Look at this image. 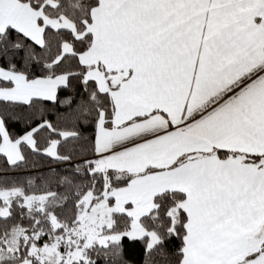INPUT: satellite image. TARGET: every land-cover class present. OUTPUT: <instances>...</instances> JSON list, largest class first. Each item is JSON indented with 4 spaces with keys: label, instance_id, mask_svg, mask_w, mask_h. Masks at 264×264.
<instances>
[{
    "label": "snow or ice",
    "instance_id": "snow-or-ice-1",
    "mask_svg": "<svg viewBox=\"0 0 264 264\" xmlns=\"http://www.w3.org/2000/svg\"><path fill=\"white\" fill-rule=\"evenodd\" d=\"M0 264H264V0H0Z\"/></svg>",
    "mask_w": 264,
    "mask_h": 264
}]
</instances>
